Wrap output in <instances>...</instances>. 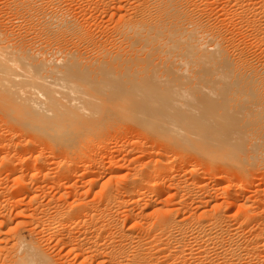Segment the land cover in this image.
Segmentation results:
<instances>
[{"label":"bare ground","instance_id":"6f19581e","mask_svg":"<svg viewBox=\"0 0 264 264\" xmlns=\"http://www.w3.org/2000/svg\"><path fill=\"white\" fill-rule=\"evenodd\" d=\"M77 1L85 3H80L81 5H77L78 8L77 6L75 8L73 4H77ZM3 2L5 10L0 20V152L1 150L3 151V146H6V148L8 146V149H11L9 146H14L16 149L12 147V151L13 149L16 151L21 147L28 150L27 152L33 151L35 153L36 151L37 155H32L33 153L29 152L33 158L34 156L41 158L40 154L42 152L45 154V149H48V152H50L48 153L49 157L53 156V159L51 157L52 160L56 157L62 158L61 161L59 159V162L64 160L60 165V169H58L63 176H68L71 172L75 174L73 171H79V168H82L81 170L85 174L88 171L87 176L90 174L91 177H96L94 179L96 182H99L101 178L104 179L102 176H106L104 187L106 186V188L116 193H127L129 194L128 196L131 194V196L135 195L136 197V194H140L144 198V194H162V192L165 193L167 190H177L172 191V193L180 192V190L200 191V193L202 192V197H205V199L202 200L201 198V200H205V205H203L204 207L206 206L204 211L202 209L204 217L200 214L202 211L199 212L202 217V223L196 221L198 225L201 224L202 237L200 236L199 238L203 239H201L203 241V246H201L204 247V254L202 253V255H205L206 259V262L202 264H251L250 262L252 261L253 263V258H264V207H261V204H264V194H245V198L243 196L244 199L240 202L237 201V196H235L238 194H234L237 193L236 187L239 186L242 189L243 187L241 186L251 185L253 183L251 181L252 176L257 174L264 175V58L263 61L261 59L257 61V56L256 60L253 58L257 62H253L254 60L252 61L251 57H249L253 52L248 54V52H245L247 50H244L248 46L243 47L247 42H250V44L256 45V47L254 46L255 48H260L261 56L264 57V0H5ZM214 4H216V8L213 7ZM247 54L249 58L246 56ZM55 147H57L56 151ZM43 154L42 156L44 157ZM46 154L45 156H47ZM0 155L4 158L10 157L6 154H3L4 156ZM84 155L86 158H90L89 160L87 158V161H83L80 167L77 165V169L75 164L76 162H81L80 160L84 158L79 160V157H84ZM32 157L31 163L30 160H26V157L22 159L28 161L29 165L31 164V170L34 168V171H30L28 163H25L26 165L23 163L24 168L20 162L19 165L21 167L14 162L13 164L21 169L23 168L22 171L19 168L22 174L30 171L28 173L30 175L32 173V177L46 175V170H48L46 166L49 163L46 160L49 157L47 159L42 157L43 160L40 159L35 164H38V167L46 165L47 169L44 167L45 171H43V167L37 168V166H33L34 163L32 161L34 162L36 159ZM108 157L112 158V161L102 165ZM4 158L3 160L1 159L2 162H5ZM8 160H10L12 165V159L9 158ZM41 160L43 163L45 160L47 164H39ZM52 160L50 163H52ZM6 162L8 164L9 161L6 160ZM55 164L53 165L55 166ZM9 165L8 170L13 174H18L19 171L16 172L18 167ZM24 169L27 170L24 171ZM173 170L175 172L178 171L179 174L173 172ZM27 172L25 173L26 175ZM74 174L72 175L74 176ZM208 174L215 175V177L218 174L216 184H220L224 179L235 181V188L226 187L227 191L224 193V201L229 205V209L227 207L224 210V207L222 208V205L213 198L214 194L212 197V192L208 190L206 182H204V175ZM18 175L20 177L26 176L24 174ZM90 180H93V178ZM25 181L24 179L21 182L23 188H26L29 184V182ZM101 182L100 180L99 183L102 186L103 182ZM32 183L30 184L32 185ZM19 184L20 182L17 185L15 184V186H19ZM21 186L17 187V191L20 190ZM45 187L47 188V186ZM66 187L68 188V186ZM36 188L39 187L37 186ZM5 189L3 191H6ZM24 191L26 190L24 189ZM36 192L34 193L37 198ZM18 194H22V192H18ZM101 194H99V197ZM119 195L121 196V194ZM72 196L75 197L74 195ZM196 196L201 197L198 194ZM11 197L14 198V196ZM30 197L34 198L33 196ZM137 197L139 196L137 195ZM152 197H149L148 201L146 200L147 205H145L147 207ZM239 197L241 196L239 195ZM18 199L21 198L19 197ZM14 200L17 201V199ZM117 200L120 201L117 198L115 202ZM152 201L156 205L158 204L155 198ZM68 202L65 203L69 206L72 201ZM133 202L135 201L133 200ZM72 203L74 206V202ZM44 204L48 205L47 203ZM44 204L43 207H46ZM12 205H10L11 208L13 207ZM36 205L34 206L37 207ZM85 205L88 206L87 203ZM7 206L4 202L0 203V264H48L47 261L51 259L50 256L45 254L44 250L46 247L41 243L43 239L37 238L35 233L34 235L32 234L37 232L36 228L44 227L53 216L42 211L45 214H38L42 217L35 218L36 223H33L36 226L31 229L32 226L30 224L32 222L29 220V214L27 215L23 210L25 206L24 208L20 207L23 211L19 213L16 211L18 206H15L14 211L18 214L13 217L11 216L12 209H8V212H6V209L10 207ZM60 206L62 205H59V207L54 206V208L57 209ZM68 206H65V209ZM171 206L169 205L170 208H172ZM183 206L185 207V204ZM81 207L79 205L76 208L75 205L73 209L77 210ZM106 208L108 209V206ZM106 208L104 209L107 210ZM53 209H50L49 212L56 210ZM104 209L101 208V210ZM131 209L133 212V208ZM48 210L49 208L46 212ZM76 210H74L75 213ZM95 210L97 211V209ZM149 210L146 211L149 212ZM68 211L57 212V215H60L63 219L65 218V220H68V214L74 218L75 214H70L71 211ZM135 211H137V208ZM139 211L141 212V207ZM143 211L145 212L144 209ZM87 212L84 213V216L85 214L87 216ZM97 212L96 214H100ZM118 212H113V214L117 215ZM180 212L183 213V211ZM93 213L95 212L93 211ZM149 213L153 215L155 211L150 210ZM149 213L145 212V215H147L146 219L150 215ZM193 213L195 214V212ZM113 214L112 216L114 217ZM132 216L134 215L132 214ZM90 217H92V213ZM129 217L130 215H125V217L120 218H124L123 221L121 220V224L118 219L114 221L113 226L119 233L121 229L119 226L122 227ZM177 217L179 218V215ZM68 218L71 219L70 217ZM112 218L110 217L111 222ZM152 218L156 219V217ZM75 219L70 221L74 222ZM78 219H82V216L78 217ZM102 220L101 225L103 223ZM138 220L137 218L136 221L138 222ZM178 220L180 218L175 222H178ZM183 220L185 219L183 218ZM62 221L60 222L65 225V221ZM50 222L54 224L52 219ZM184 222L182 224L181 222L178 223L182 226ZM59 223L58 225H60ZM75 223L77 222L75 221ZM167 223L165 222L164 224L166 225ZM70 224L68 225L70 226ZM146 224H144V227ZM156 225L153 227H156ZM185 225L189 227L188 224L185 223ZM53 226L56 225H51V227ZM170 226L174 227L175 225ZM61 227L53 228L57 231L63 230ZM84 227L86 226L84 225ZM157 227L154 228L155 231L158 229ZM93 228L96 230L95 226ZM179 228L181 227L179 226ZM194 228H197V226L195 227L194 225ZM54 229H52L53 232ZM138 229L142 230V227ZM145 229H143L144 233ZM44 231L46 232L47 229ZM88 231L86 234H88ZM104 231H106L105 228ZM117 231L115 234L118 233ZM153 232L152 234L150 233L152 236L155 235H153ZM62 233L59 234L62 236ZM129 233L127 234L129 235ZM197 233L196 235L198 236ZM53 234L57 235L56 233ZM63 234L66 233L64 232ZM78 234L80 233L78 232ZM146 234L148 235L147 231ZM157 234L161 237L159 233ZM39 235L41 236V234ZM43 235L42 237L44 238ZM69 235L71 234L69 233ZM133 235L132 237L135 236ZM139 235L138 237H141V234ZM167 235L169 236V234ZM173 235L171 234V236ZM31 236H35L34 239ZM97 236L102 238V236ZM121 236L126 240V233H122ZM67 237L69 236L61 237L59 240L63 242L64 239H68ZM78 237V239L81 238L80 236ZM92 237L94 238V236H91L89 239ZM132 237L130 236V239H127L133 242ZM53 238L51 237L52 240H54ZM103 238L105 241V237ZM85 239L83 240L86 242ZM108 239L106 238V240ZM171 239L173 238L171 237ZM115 240L116 238L114 241L112 238L111 241L115 242ZM164 240L167 239L165 238ZM76 241L77 243L79 242V240ZM56 242L59 241L56 239L54 243ZM159 243L162 244V242ZM170 244L173 247L171 242ZM178 244L180 245V243ZM125 245L123 246L125 247ZM44 247L45 249L43 250ZM100 247L102 246L98 248ZM103 248H105V245ZM97 249L94 248L95 251ZM122 249L125 251V248L122 247ZM142 249H144V246ZM158 249L156 250L158 251ZM48 250H50L49 254H53L50 248ZM59 251H57L59 257L57 255L55 257L62 258ZM97 251L100 252L101 250ZM159 251L161 252V250ZM108 252L105 253L108 254ZM121 252L123 251L120 250ZM151 252L154 255L155 251L153 252L152 250L149 254ZM173 252L170 253L173 254ZM157 254L161 255L159 252ZM92 256L94 258L95 253ZM130 257L132 258V256ZM109 258L111 259V256ZM150 258L148 257V260ZM158 258L155 264L158 263ZM52 259L54 260L55 258L52 257ZM139 259L138 257L137 260ZM165 260L167 262V259ZM183 260L180 262L183 263ZM57 261V264H59V260ZM105 261L107 262V259Z\"/></svg>","mask_w":264,"mask_h":264},{"label":"rangeland","instance_id":"374dc122","mask_svg":"<svg viewBox=\"0 0 264 264\" xmlns=\"http://www.w3.org/2000/svg\"><path fill=\"white\" fill-rule=\"evenodd\" d=\"M3 1H5V0H3ZM2 0H0V20H1V18H2V16L4 15V10H5V8L3 7L4 5H3V2ZM81 1H77V4L75 3V4H73V6L76 8V6L77 5H81L82 3L84 4L85 2H82L81 4ZM1 5H2V7H1ZM216 4H214L213 5V7H217V6H215ZM77 8H78V6H77ZM3 13V14H2ZM204 15H206V14H204ZM6 16V15H5ZM207 17V16H206ZM211 17V16H210ZM4 18V17H3ZM212 18H214L213 16H212ZM15 23H17L16 21H14ZM95 23H97V21H95ZM247 44V45H246ZM243 47H245V46H248V47H246L244 50H247V51H245V52H248V54H250V53H252V54H250L249 55V57H251L250 59L253 61L254 59L256 60V57L258 56V57H260V58H258L257 57V61H258V59L260 60L261 59V61H263V58L264 57H262L261 55V51H259L260 50V48H255L256 47V45H252V44H250V42H247ZM250 45V46H249ZM255 46V47H254ZM249 49H251L250 51H249ZM258 53H260V54H258ZM248 54L246 55L247 57H248ZM248 57V58H249ZM262 57V58H261ZM254 58V59H253ZM253 61V62H257V61ZM123 141V140H122ZM5 143V142H4ZM3 143V144H4ZM120 143V142H119ZM118 144V143H117ZM118 145H120V144H118ZM5 147V148H4ZM13 148H15L14 146H12ZM12 147H10L9 146V148H11V149H8V146H7V148H6V146H3V151L1 150V152H0V154H8L7 156H10V157H6V158H4V157H2L1 155H0V167L2 168H0V193H1V195H0V203L2 204V202H4L5 204H7L8 206H10V205H12L13 207L11 208V206L10 207H6L7 209V211L6 212H8V209L9 210H11V211H9V212H11V216L13 217V216H16L19 212H21V211H23L24 210V212L28 215V217H30L29 218V220L32 222V224H30V226H32V228L31 229H33V228H35V226L36 225H34V223H36L35 222V218H38V217H42V216H39L38 214H40L41 213V215H44L45 213H47L48 215L50 214V215H52L53 217L51 218L52 219V223H54V224H51V219L47 222V223H49V224H45V225H48V226H45L44 225V227H42V228H36V231L38 232V234H36L37 232H33V234L32 235H34V233H35V236L37 237V238H39V239H43V240H41L42 242V245H45V247H46V249H47V251H46V249H45V247L43 248V250L45 251V254H47L48 256H50V259L53 261H51V260H48L47 261V263L48 264H57L58 263V261L57 260H59V264H103L104 262V264H138V262H139V264H155L156 263V259H157V257H159L158 259L160 260V262H159V260H157L158 261V263L157 264H202V263H205L206 262V259H205V255H202V253L204 254V247H202L203 246V239L202 238H199L200 236L202 237V231H200L201 229H200V225H198V223H202V217H204V215H203V211H204V209H205V207H204V205H205V200L204 201H202L203 199H205V197H202V192L200 193V191H196V192H194L193 190H187V191H183V190H180V192H184V193H180L179 191V193L178 192H174V193H172V191H177V190H167V191H165V193L164 192H162V194H156V193H147V194H144L145 196H146V198H145V196H144V198H143V195H141L140 196V194H136V197H135V195H132V196H134V197H132L131 196V194H130V196H128L129 194H127V193H121V192H115V191H111V189L109 190L108 188H106V186L104 187V185H105V182H106V179H107V177L106 176H102L104 179H99V182H100V180L103 182V184H102V186H101V184L99 183V182H96V181H94V179L96 178V177H91L90 176V174L87 176V172H86V174H85V172L83 171L82 172V168L80 169L79 168V171H77V170H75V171H73V172H75V174L74 173H70L69 175H70V177H69V175L68 176H63L62 175V173H59V172H61L60 170H58V169H60V165L62 164V162L64 161H62V162H59V159L60 158H57L56 156V158H54V160H52L53 159V156H51L52 157V159H51V157H49L50 155H48V153H50V152H48V149H45V154L47 155V156H45V154H43V152H42V154L44 155V157L42 156V154H40V157L41 158H36L35 156H34V158L36 159V161L34 160V162L32 161V163H34V167H36L37 166V168H39V167H43V171H45L47 168H48V170H46V175H39V176H31L32 175V173H31V175H30V173H28V172H30V171H34V168H33V166H32V170H31V168H30V166H31V164L29 165V163H28V161L30 160V163H31V157H32V155H37L36 154V151H35V153L32 151H29V152H31V153H33L32 155H31V153H29V152H27L28 150H25L24 148H21L20 146V148L19 149H17L16 151H15V149H13V151H12ZM18 147V146H17ZM57 147H55V151L57 150L56 149ZM23 149V150H22ZM20 150V151H19ZM47 150V151H46ZM50 151V150H49ZM38 153V152H37ZM139 153V152H138ZM26 155V156H25ZM31 155V156H30ZM4 156V155H3ZM16 156V157H15ZM30 157L29 159H27L28 157ZM83 156V155H82ZM79 157V160H80V158H84V159H82V160H80L81 162H76V167H77V165H79V167H80V165L82 164V162L83 161H87V160H89V158L90 157H87L86 158V156L84 155V157ZM2 157V158H1ZM26 157V160H28V161H24L22 158H25ZM42 157L45 159V157H46V159H47V157H49L48 158V160H46V162L48 163V166H46V165H44V163H46L45 162V160H44V163L42 162ZM3 158H4V161L5 162H2V160H3ZM9 158H11L12 159V165L13 166H15L14 164H13V162L15 163V164H17V165H19V162H20V164H21V166L24 168V164L25 163H28V166H29V168H30V171H26L27 169H24V171H26L27 172V175L29 176H27L25 173H23L24 175H26V176H24V177H20V175H18V174H21V175H23L22 174V169L19 167V166H17L18 167V169L20 168L21 169V171H20V169L18 170H16V172L17 171H19L18 172V174H16V173H11L9 170H8V165L10 164L11 165V162H10V160H8ZM33 158V157H32ZM33 158V159H34ZM78 158V157H77ZM2 159V160H1ZM7 161H9L8 162V164H7V162H6V160ZM32 159V160H33ZM40 159H42L41 160V162L39 161V164L40 163H43V165L44 166H39L38 167V164L37 165H35L36 164V162H38V160H40ZM56 159H58V160H56ZM62 159V158H61ZM61 159H60V161H61ZM87 159V160H86ZM20 160V161H19ZM23 160V161H22ZM51 160H52V163H50L51 162ZM55 160H56V162H55ZM78 160V159H77ZM56 163H54V162ZM57 161H58V165H59V167H58V165H57ZM112 161V158H106L105 160H104V162L102 163V165H106V164H108V163H110V162ZM24 163V164H23ZM46 163V164H47ZM127 163V162H126ZM53 164H55V166L53 165ZM9 165V166H10ZM11 165V166H12ZM26 165V164H25ZM56 165H57V167H56ZM15 166V167H16ZM47 168H46V167ZM5 167V168H4ZM26 167V166H25ZM44 167L46 168V169H44ZM50 167H54V168H50ZM77 169H78V167H77ZM37 170V169H36ZM23 171V172H24ZM48 172V173H47ZM76 172H77V174H76ZM173 172H175V170H173ZM34 173V172H33ZM175 173H178L179 174V172L178 171H176ZM174 173V174H175ZM72 174H74V176L72 175ZM11 175V176H10ZM48 175V176H47ZM58 175V176H57ZM210 174H208V175H204V182H206V187L208 188V190H210L211 192H212V197L214 198V199H216V201H217V203H219V204H221L222 205V208L225 210V209H227V207H228V209H229V205L227 204V202H225L224 201V193H225V191H227V188L228 187H234V185L236 184L235 183V181L234 180H222V182L220 183V184H216V179H217V176H218V174H216L217 176L215 177V175H210ZM51 176V177H50ZM188 176H189V174H188ZM26 177V178H25ZM43 177V178H42ZM65 177H67L66 179H65ZM75 177V178H74ZM5 178V179H4ZM27 181V183L29 182V184L27 185V183H26V185H27V187L26 188H23L22 186H21V182L24 180V179ZM55 178V179H54ZM63 178V179H62ZM93 178V180H90V179H92ZM9 179V180H8ZM21 179H22V181H21ZM28 179H29V181H28ZM68 179V180H67ZM37 180V181H36ZM38 180H39V182H38ZM48 180V181H47ZM50 180H52L51 182H50ZM55 180V181H54ZM75 180V181H74ZM89 180V181H88ZM104 180V181H103ZM20 182V184H19V186H21V188H20V190H19V188H18V190L19 191H17V187H19V186H15V184L17 185L19 182ZM25 181V182H26ZM36 181V182H35ZM54 181V182H53ZM215 181V182H214ZM251 181L253 182V183H251V185H244V186H241V187H243L242 189L241 188H239V186L238 187H236V192L237 193H234V194H238V195H235V196H237V201L238 202H240V201H242L244 198H245V196L246 195H248L249 193H253V194H264V175H259V174H257V175H254V176H252V178H251ZM3 182V183H2ZM33 182V183H32ZM43 182V183H42ZM95 182H96V185H95ZM101 182V183H102ZM30 183H32V185L30 184ZM34 183H36V184H34ZM40 183V184H39ZM52 183H54V184H52ZM75 183V184H74ZM97 183H99L98 185H97ZM39 184V185H38ZM50 184V185H49ZM53 186H52V185ZM59 184V185H58ZM72 184V185H71ZM231 184V185H230ZM6 185V186H5ZM8 185H9V187H8ZM35 185V186H34ZM56 185V187H54ZM64 185V186H63ZM68 186V188L66 187V186ZM99 185H100V187H99ZM233 185V186H232ZM3 186V187H2ZM31 186V187H30ZM39 187V188H36V187ZM45 186H47V188L45 187ZM13 187V188H12ZM33 187V188H32ZM43 187V188H42ZM74 187V188H73ZM96 188V191H95V188ZM227 187V188H226ZM245 187H247V188H245ZM6 188V189H5ZM32 189V192H31V189ZM42 188V189H41ZM51 188V189H50ZM101 189V191H99L100 189ZM223 188H224V190H223ZM235 188V187H234ZM238 188V189H237ZM3 189H5L6 191H3ZM24 189L26 190V191H24ZM28 189V190H27ZM33 189H34V191H33ZM40 189V190H39ZM73 189V190H72ZM99 189V190H98ZM219 189V190H218ZM13 190V191H12ZM23 190V191H22ZM55 190V191H54ZM58 190V191H57ZM108 192H107V191ZM240 192H239V191ZM249 190V191H248ZM11 191V192H10ZM15 191V192H14ZM30 191V192H29ZM37 191V192H36ZM70 191V192H69ZM75 191V192H74ZM95 191V192H94ZM98 191V192H97ZM189 191H191V192H189ZM216 191V192H215ZM10 192V193H9ZM18 192H22V194H18ZM26 193V195H24L25 193ZM34 192H36V194H37V198H36V195H35V193ZM42 192V193H41ZM57 192V193H56ZM75 194H74V193ZM99 192H101V193H99ZM167 192H169V193H167ZM199 192V193H198ZM239 192V193H238ZM245 192H248V193H245ZM6 193V194H5ZM12 193V194H11ZM24 193V194H23ZM44 193V194H43ZM58 193H61V194H58ZM69 193H70V195H69ZM93 193V194H92ZM113 193H115L114 195H113ZM186 193V194H185ZM191 193V194H190ZM194 193H195V195H194ZM216 193V194H215ZM241 193V194H240ZM7 194H9V195H7ZM14 194V195H13ZM18 194V195H17ZM29 194V195H28ZM32 194H34V195H32ZM42 194V195H41ZM56 194H58L57 196H56ZM64 194V195H63ZM99 194H101L100 195V197H99ZM110 194V196H108ZM116 194H118V195H116ZM119 194H121V196L119 195ZM126 194H127V196L129 197V199L131 200L130 201V203L128 202L129 201V199H127L128 197L126 196ZM142 194V193H141ZM155 196H154V195ZM164 194V195H163ZM188 194V195H187ZM196 194H198V195H201V197H199V196H196ZM214 194V195H213ZM246 194V195H245ZM2 195H4V196H2ZM14 196V198L13 197H11V196ZM16 195V196H15ZM53 195V196H52ZM60 195H61V197H60ZM67 195V196H66ZM72 195H74L75 197H73ZM95 195V196H94ZM111 195H113L112 197H111ZM116 195V196H115ZM137 195L139 196V197H137ZM176 195V196H175ZM188 196V198H187V196ZM194 195V197H192ZM239 195L241 196V197H239ZM23 198H22V197ZM30 196H33L34 198H32V197H30ZM40 196H41V199H40ZM46 196V197H45ZM59 196V197H58ZM67 198H65V197ZM107 196H108V198H107ZM118 196V197H117ZM120 196V197H119ZM151 196H153L150 200V202H149V206H151V207H149V209L150 210H153V211H155V214L153 213V215L151 214L152 213V211H151V213H149L150 212V210L148 209V207L146 206L147 205V199H149V197H151ZM159 196H160V198H159ZM163 196V197H162ZM243 196H244V198H243ZM263 196V195H262ZM5 197V198H4ZM17 197V198H16ZM21 198V199H18V198ZM29 197V198H28ZM48 197H49V199H48ZM51 197V198H50ZM53 197H54V199H53ZM57 197V198H56ZM99 197V198H98ZM109 197H110V199H109ZM114 197V198H113ZM125 197V199H123ZM161 197H162V199H161ZM191 197V198H190ZM4 198V199H3ZM6 198H9V199H6ZM56 198V199H55ZM72 198V199H71ZM106 200H105V199ZM118 198V199H120V201L119 200H117V202H115L116 201V199ZM122 198V199H121ZM132 198H135V199H132ZM153 198H155L156 200H157V202H158V204H160V205H156L152 200H153ZM192 198H193V200H192ZM196 198V199H195ZM197 198H198V200H200V201H198L197 200ZM201 198H202V200H201ZM4 201H3V200ZM10 199H13V200H10ZM14 199H17V201L16 200H14ZM30 199V200H29ZM39 201H38V200ZM53 199V201H51ZM75 199V200H74ZM100 199V200H99ZM103 201H102V200ZM113 199V200H112ZM145 201H144V200ZM167 199V200H166ZM190 199V200H189ZM6 200H7V202H6ZM18 200H19V203H18ZM59 200V201H58ZM63 200V201H62ZM66 200V201H65ZM77 200V201H76ZM123 200L125 201L124 203H123ZM133 200L135 201V202H133ZM140 200H142V201H144V202H142L141 201V203H140ZM147 200V201H146ZM183 200V201H182ZM187 200V201H186ZM196 202H195V201ZM9 201V202H8ZM14 201H16V202H14ZM26 201V202H25ZM34 201V202H33ZM49 201L53 204V206H52V204L50 203L49 204ZM56 201V202H55ZM67 202V203H69L68 201H72V202H74V206H73V203L71 204L70 203V205L68 206V204H66L65 202ZM138 201V202H137ZM164 201V202H163ZM185 201V202H184ZM224 201V202H223ZM22 202V203H21ZM28 202V203H27ZM31 202V203H30ZM38 202H42L41 204L40 203H38ZM55 204H54V203ZM59 202V203H58ZM119 202V203H118ZM128 202V203H127ZM153 202V203H152ZM156 202V203H157ZM166 202H169V203H166ZM179 202H182V203H180L179 204ZM201 204H200V203ZM11 203V204H10ZM14 203H15V205H14ZM34 203V204H33ZM44 203H47L48 205H46V204H44ZM58 203V204H57ZM61 203H64V204H61ZM82 203V204H81ZM87 203V205L88 206H86L85 204ZM122 203H123V206H122ZM133 205H132V204ZM142 204L141 206H140V204ZM162 203V204H161ZM197 203H199V204H197ZM225 205H223V204ZM10 204V205H9ZM29 206H28V205ZM35 204H37L36 206L37 207H35L34 205ZM39 204V205H38ZM43 204L46 206V207H43ZM113 204V205H112ZM117 204H119V205H117ZM125 204V205H124ZM139 204V206H137ZM146 204V205H145ZM168 204V205H167ZM171 204H172V206H171ZM185 204V207L183 206ZM187 204V205H186ZM204 204V205H203ZM59 205H62V206H60V208H54V206L55 207H59ZM75 205H76V208H78L79 207V205H80V207L83 205L84 206V208H83V206L81 207V208H79V209H73V208H75ZM128 205V206H127ZM132 205V206H131ZM152 205H154L153 207H152ZM166 205V206H165ZM169 205L172 207V208H170L169 207ZM181 205V206H180ZM202 207H201V206ZM262 206L261 207H264V204H261ZM15 206H18V207H16V211L18 212H16V211H14L15 210ZM23 206V207H22ZM24 206H25V208H24ZM30 206L32 207L31 209H30ZM39 206V207H38ZM42 207V209H41V207ZM51 206V207H50ZM64 206V207H63ZM65 206H68L66 209H65ZM106 206H108V209L106 208ZM109 206H111V207H109ZM118 208L117 210H116V208ZM122 206V207H121ZM126 206V207H125ZM131 206V207H130ZM135 206V207H134ZM145 206V207H144ZM164 206V207H163ZM179 206H180V208H179ZM185 208V210H184V208ZM24 208L23 210L21 209V208ZM61 207H62V209H61ZM102 209H104V208H106L107 210H101V208ZM119 207H121V208H119ZM127 207H129V208H127ZM139 207V208H138ZM140 207H141V212L139 211L140 210ZM142 207H144V208H142ZM157 207V209H155ZM169 207V208H168ZM188 207V208H187ZM201 207V208H200ZM26 208H28V209H26ZM35 210H34V209ZM49 208V210L46 212V210ZM56 209V210H58V211H56V210H54V209ZM69 208H70V210H69ZM72 208V209H71ZM85 208H87V209H85ZM114 210H112V209ZM130 208H133V212H132V209L130 210ZM136 208H137V211H139V212H137V211H135L136 210ZM165 208V209H164ZM168 208V209H167ZM177 208H178V211H177ZM182 208V209H181ZM20 209V211H18V210ZM29 209H30V211H29ZM40 209V210H39ZM44 209V210H43ZM50 209L52 210H54V211H51V212H49L50 211ZM62 210L63 212H66V211H68V212H70V214H75L74 215V218H72V215H70L69 216V214H68V217H70L71 219H69L68 217H67V219L68 220H65V218L63 219V217H60V215L58 216L57 215V212H62V211H60V210ZM64 209V210H63ZM68 209V210H67ZM90 209H93V210H91L90 211ZM95 209H97V211L95 210ZM99 209H100V211H99ZM122 209H123V211H124V209H125V211L123 212L122 211ZM139 209V210H138ZM143 209L145 210V212L146 213H149L150 215H148V218L146 219L145 217L147 216V215H145V212L143 211ZM167 209V210H166ZM174 211H173V210ZM181 209V210H180ZM187 209H188V211H187ZM202 209H203V211H202ZM26 210V211H25ZM33 210V211H32ZM74 210H76V213H77V211H78V213H80L79 215H78V213L76 214L75 213V211ZM82 210V211H81ZM84 210H86V211H84ZM110 210H112L114 213H116V211L118 212V210H119V212L117 213V215H119V216H122V217H125V215H130V217H129V222H128V220L126 221V223H124V225L121 227V226H119L121 229H120V233L117 231V229H115V226H113L114 225V221L116 220V219H118L119 221H120V224H121V220L123 221V219H120V218H122V217H120L119 218V216H117V215H114L113 214V212L112 211H110ZM129 210V211H128ZM146 210H149V212H147ZM176 210V211H175ZM27 211H28V213H27ZM37 211H39V212H37ZM41 211V212H40ZM42 211H44V212H42ZM79 211H81L82 213H83V215H82V213L81 212H79ZM84 211V212H83ZM87 211H90L91 213H92V217H90L91 216V213L90 212H87ZM93 211L95 212V213H93ZM108 211H110L111 212V214H110V212H108ZM126 211H128V212H126ZM131 211V212H130ZM158 213H157V212ZM173 213H172V212ZM180 211H183V213L182 212H180ZM202 211V212H201ZM30 212V213H29ZM49 212V213H48ZM87 212V216H86V214H85V216H84V213H86ZM96 212L97 213H100V214H96ZM106 212V213H105ZM108 212V213H107ZM123 214H122V213ZM130 212V213H129ZM137 212V213H136ZM143 212H144V215H143ZM167 212V213H166ZM175 212V213H174ZM177 212H179L178 214H177ZM187 212H189V213H187ZM193 212H195V214L193 213ZM199 212H201L200 214L202 215V217H201V215L199 214ZM14 213V214H13ZM16 213V214H15ZM42 213H44V214H42ZM53 213V214H52ZM54 213H56L55 214V216H54ZM102 213V214H101ZM121 213V214H120ZM126 213H129V214H126ZM134 215V216H132V214ZM135 213V214H134ZM141 213V214H140ZM162 213V214H161ZM186 213V214H185ZM192 213H193V215H192ZM90 214V215H89ZM110 214V215H109ZM112 214L114 215V217H115V219H114V217L112 216ZM164 214H166V215H164ZM168 214V215H167ZM176 214H177V216L179 215V218H180V220H178V222L180 223L181 222V224L184 222V224L181 226V224H179L178 222H175V221H177V219H179L177 216H176ZM183 215V216H181V215ZM189 214H191V215H189ZM198 216H197V215ZM36 217H35V216ZM38 215V216H37ZM88 215H89V217H88ZM97 215V216H96ZM100 215H101V217H100ZM107 215V216H106ZM135 215H136V217H135ZM175 215V217H173ZM188 215V216H187ZM34 216V218H32ZM58 216V217H57ZM76 216V217H75ZM82 216V219H78L77 220V218L79 217H81ZM105 217V219H104V217ZM112 218V222H111V219H110V217ZM137 216H139V217H137ZM141 216H144V217H141ZM149 216H150V218H149ZM156 217V219L155 218H152V217ZM159 216H160V218H159ZM172 216V217H171ZM184 216H187V217H184ZM88 217V218H87ZM94 217H95V219H94ZM96 217H97V219H96ZM102 217H103V220H102ZM106 217H107V219H106ZM134 217V218H133ZM163 219H162V218ZM165 217V218H164ZM177 217V218H176ZM181 217H182V219H181ZM190 217V218H189ZM191 217H192V220L190 221V219H191ZM197 219H195V218ZM16 218V217H15ZM61 219V220H59V219ZM76 218V219H75ZM88 220H87V219ZM99 218H100V220H99ZM135 218H136V220H137V218L139 219L138 220V222L135 220ZM161 219V220H159V219ZM183 218L185 219V220H183ZM189 218V219H188ZM200 218V219H199ZM73 219H75L74 220V222H71ZM83 219H84V221H83ZM91 219V220H90ZM93 219V220H92ZM114 219V220H113ZM132 219V220H131ZM148 219H150V220H148ZM171 219V220H170ZM172 219H173V221H172ZM189 221H188V220ZM199 219V220H198ZM62 220H64L65 221V225L62 223L63 221ZM71 220V221H70ZM82 220V221H81ZM91 221V223H89L90 221ZM95 220V221H94ZM101 220H102V225L100 224L101 223ZM109 220V221H108ZM146 221L145 223H144V221ZM147 220H148V222H147ZM166 220V221H165ZM182 220V221H181ZM58 221V222H57ZM60 221H62V222H60ZM67 221H70V222H67ZM75 221L77 222V223H79V224H77V223H75ZM79 221H81V222H79ZM86 221V222H85ZM89 221V222H88ZM100 221V222H99ZM106 221H108V222H106ZM133 221V223H131V222ZM134 221H136V223H134ZM139 221H141L142 223H144V224H146L145 225V227H144V224H142L141 222H139ZM157 221V222H156ZM167 223L166 225L164 224L165 222ZM198 223H197V222ZM34 222V223H33ZM60 222V223H59ZM84 222V223H83ZM87 222H88V224H87ZM111 222V223H110ZM163 222V223H162ZM172 222V223H171ZM58 223L60 224V225H58ZM64 225H62V224ZM72 225H71V224ZM96 223H99V224H96ZM128 223V224H127ZM139 223V224H138ZM162 223V224H161ZM169 223H170V225H175L174 227L173 226H170L169 225ZM185 223L186 224H188L189 225V227L187 226V225H185ZM194 223V224H193ZM68 224H70V226H72V227H70ZM93 225V227L95 226V228H96V230H94V228L92 227V225ZM96 224V225H95ZM108 224V225H107ZM110 224V225H109ZM134 224V225H133ZM137 224V226H135ZM148 224H149V227H148ZM155 224H157L156 225V227L158 228V229H156V231L154 230V228H156V227H153V226H155ZM160 224H161V227H160ZM51 225H56L57 227H61L63 230H56V229H54L53 227H55V228H57L56 226H53V227H51ZM80 226L81 227V225H82V227L80 228H78V226ZM84 225L86 226V227H84ZM99 225V226H98ZM105 225H107V226H105ZM126 225V226H125ZM128 225H129V227H128ZM133 225V226H132ZM142 225V226H141ZM165 225V226H164ZM169 225V226H168ZM185 225V226H184ZM194 225H195V227L197 226V228H194ZM30 226H29V228H30ZM69 227V228H67V227ZM98 228H97V227ZM103 226V227H102ZM105 226V227H104ZM111 226H112V228H111ZM147 226V227H146ZM179 226L181 227V228H179ZM48 227V228H47ZM91 228V230H90V228ZM110 229H109V228ZM114 227V228H113ZM124 227V228H123ZM131 227V228H130ZM133 227V228H132ZM137 227V228H136ZM142 227V230L141 229H138V228H141ZM144 227V228H143ZM161 229H160V228ZM166 228V229H164V228ZM170 229H169V228ZM187 227H188V229H187ZM198 227H199V229H198ZM50 228H51V230L52 229H54V232H53V230L51 231L50 230ZM60 228V229H61ZM72 228V229H71ZM82 228H84V229H82ZM87 228V229H86ZM88 228H89V231H88ZM100 228H101V230H100ZM104 228H105V230L106 231H104ZM107 228H108V230H107ZM126 228V230H124ZM146 228V229H145ZM150 230H149V229ZM183 228V229H182ZM40 231H39V230ZM47 229V231L45 232L44 230H46ZM67 229H68V231H67ZM76 229V230H75ZM92 229H93V231H92ZM114 229V230H113ZM133 229V230H132ZM143 229H145V233H144V230ZM167 229H169V230H167ZM174 229H176V230H178V231H185V229H186V231H185V233H184V235H183V232H181V234H180V232H178V231H175ZM199 231H198V230ZM74 230H75V232H74ZM84 230V231H83ZM112 232H111V231ZM122 230H123V232H122ZM138 230V231H137ZM141 230V231H140ZM153 230H154V232H153ZM159 230V231H158ZM162 231V233L164 234H162L161 233V231ZM172 230V231H171ZM44 231V232H43ZM51 231V232H50ZM56 231V232H55ZM60 231H62L63 233L65 232L66 234H63L62 232H60ZM72 231V232H71ZM82 231V232H81ZM87 231H88V234H86L87 233ZM98 233H96V232ZM118 232L117 234H115V232ZM132 231V232H131ZM134 231H135V233H137L136 235H135V233H134ZM137 231V232H136ZM146 231L148 232V235L146 234ZM188 231V232H187ZM57 232H59L60 234L62 233V236L59 234V233H57ZM78 232L81 234H78ZM83 232H85L84 234H83ZM90 232V233H89ZM95 234H94V233ZM106 234H104V233ZM107 232V233H106ZM109 232V233H108ZM131 234H130V233ZM138 232H141V233H138ZM152 232H153V235L154 236H152L151 234H152ZM166 232H172V233H167V234H169V236L166 234ZM198 232V233H197ZM23 233H25L24 231H23ZM45 233V235H43ZM52 233H56L57 235H55V234H53L52 235ZM67 233H68V235H67ZM69 233L72 235H69ZM102 235H101V234ZM122 233H126V235H127V237H126V240H124V237H122L121 235H122ZM127 233H129V235L127 234ZM135 235H133V234ZM143 233V234H142ZM151 233V234H150ZM157 233H159V235H161V237H159L158 236V234ZM196 233L198 234V236L196 235ZM39 234H41V236L39 235ZM74 234V235H73ZM99 235L100 237L102 236V238H99L97 235ZM107 234H108V236H107ZM114 234V235H113ZM139 234H141V237H138V236H140ZM144 234H146L147 235V237H146V235H144ZM171 234L174 236H171ZM42 235L44 236V238L42 237ZM63 238L64 236H69V237H67L68 239V241H69V238H70V241L68 242L66 239H64V241L62 242V241H60L59 240V238H61L60 236ZM64 235V236H63ZM82 235H84V236H82ZM116 235H118V236H116ZM132 235L134 236V237H132ZM142 235H143V237H142ZM157 235V236H156ZM180 235V236H179ZM35 236H31V238L32 239H34V237ZM56 236V237H55ZM58 236V237H57ZM78 236H82L80 239H78L79 237ZM88 236V237H87ZM91 236H94V241H93V239L92 238H90L91 239V241H90V239H89V237H91ZM110 236V237H109ZM115 236V237H114ZM119 236H121V237H119ZM130 236L133 238V242L131 241V240H128V239H130ZM152 236V237H151ZM156 236V237H155ZM173 238V239H176V240H173V239H171V237ZM179 236V237H178ZM194 236V237H193ZM42 237V238H41ZM51 237H54L53 239L54 240H52L51 239ZM77 239H76V238ZM103 237H105V241H104V238ZM113 238V241H114V239L116 238V240H115V242H112L111 240H112V238ZM118 237V238H117ZM163 237V238H162ZM178 239H177V238ZM57 239V241H59V242H56V243H54L55 242V240ZM85 239L86 240V242L83 240V239ZM88 238V239H87ZM106 238L108 239V240H106ZM110 238H111V240H110ZM128 238V239H127ZM137 238H139L140 239V241H139V239H137ZM143 240H142V239ZM151 238V239H150ZM160 238H161V240H160ZM167 239V240H164V239ZM185 240H183V239ZM46 239H47V241H46ZM75 239V241H73ZM98 240V241H96V240ZM123 241H127L126 243L125 242H123ZM138 241H137V240ZM146 241H148V242H146ZM157 241H155V240ZM198 239V240H197ZM202 239V240H201ZM76 240H79V242H81V243H84V244H81V243H77V241ZM87 240H89V241H87ZM111 241V244H112V246H111V244H110V241ZM121 241V242H118V241ZM136 240V241H135ZM150 240V241H149ZM179 240H182V241H179ZM200 240V241H199ZM44 241H46V243L48 244V246H47V244L46 243H44ZM65 241H67V242H65ZM71 241H73L72 243H70ZM102 241V242H101ZM107 241H109V242H107ZM117 241V242H116ZM130 241H131V243H130ZM144 243H142V242ZM51 242V243H50ZM63 243V244H61V243ZM76 242V243H75ZM135 242H138V243H135ZM151 242H153V243H151ZM159 242H162V244H160ZM164 242V243H163ZM165 242H167V243H165ZM170 242L172 243V246L173 247H171V244H170ZM180 243V245L178 244V243ZM200 242V243H199ZM97 244V245H95V244ZM99 243V244H98ZM115 243V244H114ZM118 245H117V244ZM133 243H135L136 244V246H135V244H133ZM148 244V246H147V244ZM155 244L154 246H150V244ZM61 244V245H60ZM65 244V245H64ZM67 244V245H66ZM71 244V245H70ZM81 244V245H80ZM106 244H107V246H106ZM121 246H120V245ZM126 244V245H125ZM128 244V245H127ZM134 246H133V245ZM140 244V245H139ZM143 244V245H142ZM146 244V245H145ZM158 244V245H157ZM50 245V246H49ZM56 246V248H54L55 246ZM60 247H59V246ZM74 247H73V246ZM89 245H91V246H89ZM104 245H105V248H103L104 247ZM114 245V246H113ZM123 245H125V247L123 246ZM163 245H165L164 247H163ZM169 245V246H168ZM183 245H184V247L185 246H187L186 248H184L183 247ZM202 245V246H201ZM53 246V247H52ZM58 246V247H57ZM63 246H67V247H63ZM99 246H102V247H100V248H98ZM110 246V247H109ZM119 246V247H118ZM129 246V248H127ZM137 246H140V247H138L137 248ZM142 246V247H141ZM143 246H144V249H142L143 248ZM159 246V247H158ZM162 246V247H161ZM177 246H179L178 248H177ZM48 247V248H47ZM71 247H72V249H71ZM78 247V248H77ZM86 247H88L87 249H86ZM108 247V248H107ZM116 247L117 249H118V251H117V249L114 248ZM121 247V248H120ZM122 247L123 248H125V251H124V249H122ZM134 247H136V248H134ZM146 247V248H145ZM147 247H148V249L150 250V251H152L153 250V252H154V255H155V257H153L154 255H153V253L151 252L150 254H149V250L147 249ZM166 247H167V249H166ZM170 247V248H169ZM51 249V252H53V254L52 253H50V254H52V255H50L49 254V252H50V250H48V249ZM53 248H54V250H53ZM94 248L95 249H97V250H101L100 252L99 251H95L94 250ZM112 248V249H111ZM141 248V249H140ZM153 248V249H152ZM157 248H159L158 249V251L156 250ZM161 248V249H160ZM176 248V249H175ZM200 248V249H199ZM202 248V249H201ZM61 249V250H60ZM78 249V250H77ZM85 249V250H84ZM103 249V250H102ZM104 249H106V250H104ZM132 249V250H131ZM135 249V250H134ZM140 251H139V250ZM147 249V250H146ZM152 249V250H151ZM162 249H164V250H162ZM168 249H171V250H175V252H173V251H171V250H168ZM177 249H182V250H178L177 251ZM53 250V251H52ZM60 250V251H59ZM82 252H81V251ZM87 250V251H86ZM91 252H90V251ZM110 250H112L110 253L112 254L113 252H116V253H113L112 255L108 252V251ZM114 250V251H113ZM116 250V251H115ZM120 250L121 251H123V252H121L120 253ZM138 252H137V251ZM142 250V251H141ZM146 250V251H145ZM159 250H161V252L159 251ZM184 250H185V252H184ZM200 250H201V252H200ZM57 251H59V254L61 255V257L62 258H58L59 256L57 255L58 254V252ZM103 251H105V252H108V254L107 253H105V252H103ZM135 251V252H134ZM164 251V252H163ZM167 251H168V253H167ZM177 251V252H176ZM185 253H183V252ZM86 254H85V253ZM88 252V253H87ZM91 254H90V253ZM103 252V253H102ZM119 252V253H118ZM128 252H129V254H128ZM132 252H134V253H132ZM142 254H141V253ZM145 252V253H144ZM160 253L161 255H159V254H157V253ZM170 252H173V254L172 253H170ZM200 252V253H199ZM82 253V254H81ZM84 253V254H83ZM94 253H95V256H94V258H93V256L92 255H94ZM97 253H98V255H97ZM125 253V254H124ZM138 253V254H137ZM147 253V254H146ZM175 253V254H174ZM185 256V258H183L184 256L182 255V254ZM107 254V255H106ZM124 254V255H123ZM133 254V255H132ZM135 254V255H134ZM139 254H141V255H139ZM145 254V255H144ZM153 256H152V255ZM164 254V255H163ZM170 254H172V255H170ZM58 256V257H55V256ZM85 255V256H84ZM101 255H105L104 256V258H103V256L101 257ZM140 258L139 260H137L138 259V257ZM143 255V256H142ZM148 255V256H147ZM162 255H163V257H162ZM170 255V256H169ZM180 255V256H179ZM91 256V257H90ZM96 256H98L97 258H96ZM109 256H111V259L109 258ZM124 256V257H123ZM130 256H132V258L130 257ZM134 256V257H133ZM143 258H141V257ZM144 256H145V258H144ZM152 256V258H150ZM157 256V257H156ZM164 256H165V258H164ZM169 256V257H168ZM175 256V257H174ZM187 256V257H186ZM201 256V257H200ZM52 257L53 258H55L54 260L52 259ZM78 257V258H77ZM86 257V258H85ZM100 257H101V259H100ZM106 257V258H105ZM108 257V258H107ZM115 258L114 260H113V258ZM137 259H136V258ZM148 257L150 258V260H148ZM178 257V258H177ZM183 259H185V260H183ZM56 258H57V260H56ZM122 258V259H121ZM155 258V259H154ZM172 258V259H171ZM173 258H175V259H173ZM202 260H201V259ZM204 258V259H203ZM61 259V260H60ZM63 259V260H62ZM94 259H95V261H94ZM101 260V261H99V260ZM105 259H107V262L105 261ZM134 259H136V260H134ZM153 261H152V260ZM165 259H167V262H166V260ZM170 259V260H169ZM178 259H181V260H178ZM98 260V261H97ZM125 260V261H124ZM146 260V261H145ZM163 260V261H162ZM171 260H173V261H171ZM182 260H183V263H181L182 262ZM257 260V261H256ZM57 261V262H56ZM65 261V262H64ZM82 261H84L83 263H82ZM88 261V262H87ZM145 261V262H144ZM149 261H152V262H149ZM174 261H176V262H174ZM181 261V262H180ZM204 261V262H203ZM55 262V263H54ZM61 262V263H60ZM64 262V263H63ZM143 262V263H142ZM185 262V263H184ZM255 262V263H254ZM251 264H264V258L263 257H258L257 259L256 258H253V263H252V261L250 262Z\"/></svg>","mask_w":264,"mask_h":264}]
</instances>
